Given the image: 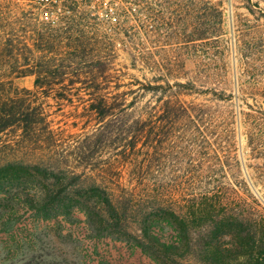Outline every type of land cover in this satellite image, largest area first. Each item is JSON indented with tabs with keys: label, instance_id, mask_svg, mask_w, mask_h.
Masks as SVG:
<instances>
[{
	"label": "trees",
	"instance_id": "16d2710c",
	"mask_svg": "<svg viewBox=\"0 0 264 264\" xmlns=\"http://www.w3.org/2000/svg\"><path fill=\"white\" fill-rule=\"evenodd\" d=\"M54 9L63 27L31 10L0 15V210L41 219L57 238L83 213L94 238L155 264H264V109L200 88L223 85L230 67L203 81L126 82L115 51L86 37L90 17L67 0ZM104 10L109 31H134L130 9ZM218 29L206 21L198 39L209 45ZM26 77L31 89L14 85ZM202 94L215 105L183 99ZM50 102L72 110L77 133L55 127Z\"/></svg>",
	"mask_w": 264,
	"mask_h": 264
},
{
	"label": "rangeland",
	"instance_id": "374dc122",
	"mask_svg": "<svg viewBox=\"0 0 264 264\" xmlns=\"http://www.w3.org/2000/svg\"><path fill=\"white\" fill-rule=\"evenodd\" d=\"M12 1L18 4L15 6L8 0H0L1 16H9L13 9L20 8V11H33L44 21L54 22L56 27L64 26L51 11L65 0L47 7L32 0ZM67 1L76 3L80 12L90 17L85 20L91 25L86 37H92L90 43L95 50L100 52L112 48L115 51V67L124 73L126 82L130 77L141 82L156 79L184 82L193 77L203 81L204 70L215 75L220 67L227 64L229 73L222 72L223 76L219 78L223 85L205 84L200 88L213 87L218 91L222 88L227 95L239 99L244 97L246 103L264 109V17H260L256 8L258 5L264 9V0H251V6L246 0H204L210 4H204L203 0H121L104 8L92 0ZM106 8L112 15L130 9V24L134 31H109L104 24ZM218 8L222 13L221 25L218 23ZM206 10L209 12L207 17ZM78 16L74 15L77 21ZM206 21L213 35L221 27L222 36L217 41L207 42L209 45L198 39ZM67 44L68 41L64 40L60 46ZM97 54L94 53L96 58H100ZM14 85L31 89L33 78L17 79ZM211 97L202 94L183 99L213 106L215 102L209 101ZM50 104L48 111L55 127L71 134L77 133L79 127H74L72 110L65 107L60 111L53 102ZM242 108L248 110L244 105ZM241 141L238 146L240 160L241 148L246 146L245 139ZM243 160L246 165L258 163L248 156ZM3 215L5 217L0 219V264H155L124 241L94 238L84 222L83 213L76 214L77 222L63 224L62 234H70L71 238H57L53 233H47L43 227L47 223L23 211L13 217L6 213Z\"/></svg>",
	"mask_w": 264,
	"mask_h": 264
},
{
	"label": "built area",
	"instance_id": "2783aa9c",
	"mask_svg": "<svg viewBox=\"0 0 264 264\" xmlns=\"http://www.w3.org/2000/svg\"><path fill=\"white\" fill-rule=\"evenodd\" d=\"M32 1L40 6L47 7V6H50V5H53L59 2L60 0H32ZM118 1H121V0H92V2L98 3L103 8L107 5L116 4Z\"/></svg>",
	"mask_w": 264,
	"mask_h": 264
}]
</instances>
